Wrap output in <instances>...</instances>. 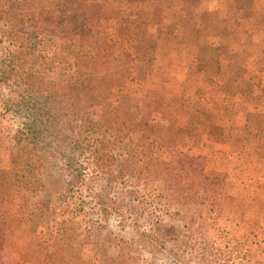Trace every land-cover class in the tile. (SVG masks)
<instances>
[{
	"label": "rangeland",
	"instance_id": "obj_1",
	"mask_svg": "<svg viewBox=\"0 0 264 264\" xmlns=\"http://www.w3.org/2000/svg\"><path fill=\"white\" fill-rule=\"evenodd\" d=\"M13 1L23 4L0 0V8ZM27 3L41 33L28 69L56 82L69 119L79 111L99 121L103 110L88 99L69 107L78 57L91 72L107 58L129 61L112 96L130 108L123 129L106 137L112 175L88 174L97 198L120 206L128 224L100 220L89 190L68 189L59 160L16 163L24 118L6 109L11 84L0 82V170L19 174L0 197V264H160L138 225L183 230L220 249L222 264H264V0ZM57 6L63 22L42 20ZM184 154L192 171L179 179L172 167ZM153 164L166 179L150 178Z\"/></svg>",
	"mask_w": 264,
	"mask_h": 264
},
{
	"label": "trees",
	"instance_id": "obj_2",
	"mask_svg": "<svg viewBox=\"0 0 264 264\" xmlns=\"http://www.w3.org/2000/svg\"><path fill=\"white\" fill-rule=\"evenodd\" d=\"M26 1L22 0L23 4L13 1L7 7L0 8V43L3 44L0 50V82L11 84L5 105L7 110H14L24 118L22 128L13 138L14 159L22 165L47 157L59 160L72 177L68 189L77 193L89 190L87 195L94 202L92 210L100 220L107 222L119 215L120 226L125 228L128 222L120 206L108 207L105 200L98 199L99 195L93 192L97 183L90 186L92 180L88 174L93 168L95 178H101L99 181L106 175H112L116 158L110 151L106 137L119 133L130 115L129 105L123 103L121 97L114 103L112 96L121 89L124 78L128 76L129 61L124 56L104 58V69L91 72L85 68V56L78 57L75 63L76 79L69 91V107L77 109L88 99L102 106L103 110L99 121H94L86 113L81 115L79 111L69 119L66 106L59 100L56 82L28 69V57L40 43L41 33L35 26L29 25L35 13L29 3L26 5ZM62 1L58 0V4ZM67 1L83 3V0ZM67 16L68 13L57 6L46 11L42 20L61 23ZM58 114L66 119L58 122ZM193 160V157L184 154L172 167L179 179L192 171L186 162ZM148 174L150 178L162 180L166 179L168 170L153 164ZM18 177L16 170H0V197L8 185L17 182ZM136 232L144 240V250L160 264H222L224 261L218 254L221 253L220 249L203 246L194 236L174 226L157 230L138 225Z\"/></svg>",
	"mask_w": 264,
	"mask_h": 264
}]
</instances>
